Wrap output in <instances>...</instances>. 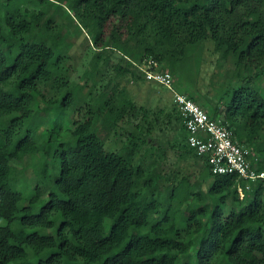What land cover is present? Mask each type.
<instances>
[{
    "label": "trees",
    "instance_id": "1",
    "mask_svg": "<svg viewBox=\"0 0 264 264\" xmlns=\"http://www.w3.org/2000/svg\"><path fill=\"white\" fill-rule=\"evenodd\" d=\"M63 18L88 36L93 71L109 49L128 82L149 80L139 65L157 60L264 169V0H0V264H264V180L215 174L193 148L201 178L166 179L138 161L135 135L106 150L135 105L126 86L109 82L94 102L71 87ZM208 42L249 71L225 87L223 118L186 84ZM31 169L35 186L22 177Z\"/></svg>",
    "mask_w": 264,
    "mask_h": 264
},
{
    "label": "rangeland",
    "instance_id": "2",
    "mask_svg": "<svg viewBox=\"0 0 264 264\" xmlns=\"http://www.w3.org/2000/svg\"><path fill=\"white\" fill-rule=\"evenodd\" d=\"M61 23L70 29L75 39L70 51L77 62L72 74L71 87L82 91L87 100L94 102L107 83L110 82L111 87L115 84L122 88L126 86L124 96L132 99L135 105V109H130L125 121L117 128V133L109 137L106 150H121L124 143L129 142L133 137L132 135L143 137L144 141L137 155L138 161L153 163L154 166L162 169L166 179L177 176V181H180L182 177L189 175L192 181L199 180L205 168V159L198 157L189 144L188 131L182 126L176 109L174 92L156 81L134 79L128 82V78L131 77L129 73H125L124 78H121L122 75H119L115 68L121 59V54L117 50L109 49L110 63L104 64L102 60L93 71L91 62L95 49L92 46L87 47L88 36L74 21L70 22L63 18ZM188 63L190 67L187 68L192 82L188 79L189 81L185 80L186 84L194 89L195 98L205 107L218 105L219 116L223 118L226 103L223 97L225 87L231 80L238 78L239 74L240 77H246L248 69L243 68L238 72L234 64L225 62L220 53L214 50L212 42H208L203 47L198 60ZM181 74L185 77L184 73ZM263 81L260 78L256 83L262 87L264 94ZM70 128V124L64 123L60 138L70 139ZM24 165L25 163H21L18 167L23 169ZM22 177L30 185L35 186L37 178L32 169L28 175Z\"/></svg>",
    "mask_w": 264,
    "mask_h": 264
},
{
    "label": "built area",
    "instance_id": "3",
    "mask_svg": "<svg viewBox=\"0 0 264 264\" xmlns=\"http://www.w3.org/2000/svg\"><path fill=\"white\" fill-rule=\"evenodd\" d=\"M139 67L147 79L174 92L175 104L188 131L189 144L198 155L209 160L213 173L237 174L248 182L264 180V169L258 168L260 159L252 148L235 140L232 129L222 119L212 118L197 101L179 91L175 86L176 77L170 70L162 68L153 58L146 59Z\"/></svg>",
    "mask_w": 264,
    "mask_h": 264
}]
</instances>
